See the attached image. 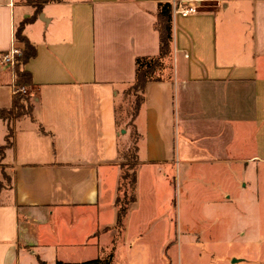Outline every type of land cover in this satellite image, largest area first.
Listing matches in <instances>:
<instances>
[{"label":"crops","instance_id":"crops-1","mask_svg":"<svg viewBox=\"0 0 264 264\" xmlns=\"http://www.w3.org/2000/svg\"><path fill=\"white\" fill-rule=\"evenodd\" d=\"M34 1L0 0V55L24 48L15 31L40 7L24 28L38 51L25 67L32 117L13 123V146L0 157L8 182L0 190V264L102 258L118 236L120 151L134 131L137 200L116 251L155 236L151 226L172 199L182 161L237 164L246 177L264 165V0ZM163 2L197 12L173 13L169 77L147 84L128 128L117 123V108L135 82L136 59L159 54ZM14 82L12 69L0 65V113L13 106ZM7 133L0 116V147ZM145 196L164 200L154 219L142 208ZM63 251L90 256L67 259Z\"/></svg>","mask_w":264,"mask_h":264},{"label":"rangeland","instance_id":"rangeland-1","mask_svg":"<svg viewBox=\"0 0 264 264\" xmlns=\"http://www.w3.org/2000/svg\"><path fill=\"white\" fill-rule=\"evenodd\" d=\"M133 101V96L125 94L121 99L119 120L123 126L130 120ZM242 170L237 164L182 161L172 181V199L166 206L159 205L164 213L151 226L155 236L146 243L136 239L119 245L113 264H264V165L247 177ZM2 172L0 190L8 183ZM166 188L170 187L165 186L161 193ZM125 191L121 192L123 199ZM159 201L164 202L162 197L143 199L142 208L152 219ZM168 221L171 231L165 228ZM60 256L79 259L90 254L63 251Z\"/></svg>","mask_w":264,"mask_h":264},{"label":"trees","instance_id":"trees-1","mask_svg":"<svg viewBox=\"0 0 264 264\" xmlns=\"http://www.w3.org/2000/svg\"><path fill=\"white\" fill-rule=\"evenodd\" d=\"M29 5H37L34 0H24ZM55 0H43L38 3H48ZM40 11L37 7L34 16L26 19L21 23L15 31V41L24 45L21 50L20 57L17 59L16 64L11 68L15 75L14 82V98L13 106L9 110H3L0 113L3 121L7 122L8 133L5 139V144L0 147V157L2 158L7 149L13 146L14 129L11 125L13 120H21L28 116L32 117L33 105L31 104L30 93H22L20 90L31 88L34 83L31 73L25 69L26 65L37 56V47L24 34V28L27 24L33 22ZM173 13L174 4L171 2L159 3L156 14L155 29L159 34L160 51L154 57H138L136 59V78L135 82L127 88L125 96H133L134 101L130 112H128L130 120L127 126H132L134 129V122L139 114V111L146 100V88L150 82H161L169 76L170 58L173 53ZM121 107L117 108V123L120 125L122 122L119 120ZM42 133L45 130L40 127ZM139 135L136 131L133 132V141L129 148L120 151L121 158V178L119 185V195L116 205L118 207V219L116 229L118 236L113 240V246L108 254L102 258H97L83 264H113L116 246L120 236L125 228V219L128 211L133 203L136 202V184H137V169L139 166L138 157V143ZM126 189L124 199L121 197L122 190ZM62 264V263H59Z\"/></svg>","mask_w":264,"mask_h":264},{"label":"built area","instance_id":"built-area-1","mask_svg":"<svg viewBox=\"0 0 264 264\" xmlns=\"http://www.w3.org/2000/svg\"><path fill=\"white\" fill-rule=\"evenodd\" d=\"M197 8L195 6H188V7H178V5L174 4V13H180L182 16L186 17L190 14L196 13ZM21 49L16 47L15 45L11 47L10 50L2 53L0 55V65L8 66L12 68L16 62L17 59L20 57ZM22 93H28V89H21Z\"/></svg>","mask_w":264,"mask_h":264}]
</instances>
